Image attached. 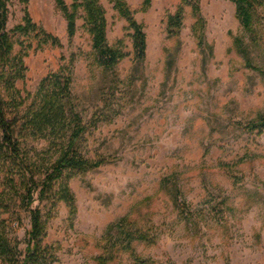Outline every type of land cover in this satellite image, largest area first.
Instances as JSON below:
<instances>
[{
	"label": "rangeland",
	"instance_id": "rangeland-1",
	"mask_svg": "<svg viewBox=\"0 0 264 264\" xmlns=\"http://www.w3.org/2000/svg\"><path fill=\"white\" fill-rule=\"evenodd\" d=\"M114 1L98 0L107 44L124 55L115 83L96 61L83 9L70 38L54 0H11L7 30L27 69L16 88L25 98L49 73L71 68L77 111L84 124L99 121L88 127L81 151L92 161L106 159L69 181L74 214L63 201L34 203L46 220L51 264H102L110 254L107 264H264V131L247 127L264 116V0L256 6L254 40L232 0H195L198 13L184 5L172 34L167 20L182 0H151L148 7L123 0L146 35L140 66L133 30ZM64 3L69 8L72 0ZM25 11L57 44L38 30L12 33ZM105 104L109 122L101 121ZM27 147L39 163L57 157L47 141L29 140ZM4 183L0 173V192ZM6 199L16 214L2 218L24 251L29 217L17 194Z\"/></svg>",
	"mask_w": 264,
	"mask_h": 264
},
{
	"label": "trees",
	"instance_id": "trees-1",
	"mask_svg": "<svg viewBox=\"0 0 264 264\" xmlns=\"http://www.w3.org/2000/svg\"><path fill=\"white\" fill-rule=\"evenodd\" d=\"M56 6L64 13L67 21V31L72 38L75 34V21L78 11L83 9L85 27L92 36L93 51L96 61L105 73L111 74L113 83L118 81L116 67L124 57L118 49L109 47L106 40V21L103 8L98 0H72L68 8L64 0H54ZM236 6V17L251 39L257 36L255 23L258 17L259 0H232ZM115 7L127 20L133 30L132 44L136 65H141L146 58V35L143 27L138 24L123 0H115ZM151 0H144V7ZM11 0H0V173L4 179V190L0 192V264H51L56 258L54 249L44 242L46 236V220L38 202L50 203L53 207L57 201H63L71 214L75 213V197L68 183L75 176H83L106 163L105 158L92 161L85 157L80 143L89 126H96L98 120L84 124L77 111L71 92L72 69L63 66L56 72L43 78L33 95L26 93L25 98L16 88V82L25 77L26 66L24 56L16 53L11 32L7 30ZM184 5H192L198 13L195 0H182L176 12L168 17V30L172 34L182 25ZM201 23V18L198 19ZM39 31L44 42L57 44L55 38L46 34L34 24L27 11L22 23L15 26L12 33L27 35ZM176 31V32H177ZM239 53L246 55L242 43L236 39ZM29 101L27 104L26 102ZM109 104H105L101 121L111 120ZM103 109V108H102ZM249 131L261 133L264 131V116L248 123ZM29 140L47 141L57 153V157L47 164L39 163L33 158L27 147ZM21 193H18L19 188ZM55 187L57 189H55ZM18 195L19 209L29 217V230L26 237V248L19 249L18 242L11 237V228L5 214H16L12 203L7 199L11 194ZM180 192L174 191L176 204L185 210L178 199ZM182 210V211H183ZM138 239L141 234L135 232ZM102 260L107 264L112 259Z\"/></svg>",
	"mask_w": 264,
	"mask_h": 264
}]
</instances>
